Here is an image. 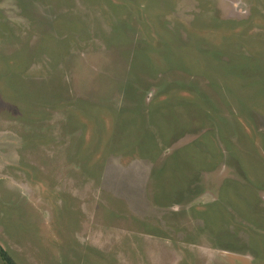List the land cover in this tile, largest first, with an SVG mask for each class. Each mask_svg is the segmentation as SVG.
Wrapping results in <instances>:
<instances>
[{
	"label": "rangeland",
	"instance_id": "374dc122",
	"mask_svg": "<svg viewBox=\"0 0 264 264\" xmlns=\"http://www.w3.org/2000/svg\"><path fill=\"white\" fill-rule=\"evenodd\" d=\"M0 246L264 264V0H0Z\"/></svg>",
	"mask_w": 264,
	"mask_h": 264
},
{
	"label": "trees",
	"instance_id": "16d2710c",
	"mask_svg": "<svg viewBox=\"0 0 264 264\" xmlns=\"http://www.w3.org/2000/svg\"><path fill=\"white\" fill-rule=\"evenodd\" d=\"M0 257L4 264H17L16 261L9 255V253L0 246Z\"/></svg>",
	"mask_w": 264,
	"mask_h": 264
}]
</instances>
